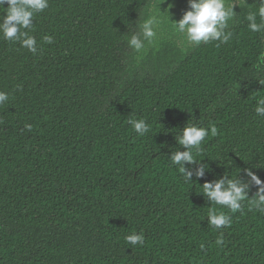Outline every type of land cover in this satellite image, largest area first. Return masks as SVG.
Returning a JSON list of instances; mask_svg holds the SVG:
<instances>
[{"label": "trees", "instance_id": "1", "mask_svg": "<svg viewBox=\"0 0 264 264\" xmlns=\"http://www.w3.org/2000/svg\"><path fill=\"white\" fill-rule=\"evenodd\" d=\"M153 1L49 0L26 30L35 54L0 37V264H264V212L200 193L245 168L264 181V32L245 19L259 0L234 6L219 47L154 38L136 52L127 41ZM140 118L143 137L128 124ZM186 123L218 129L196 157L208 171L187 183L168 159ZM211 207L230 226L211 227Z\"/></svg>", "mask_w": 264, "mask_h": 264}, {"label": "clouds", "instance_id": "2", "mask_svg": "<svg viewBox=\"0 0 264 264\" xmlns=\"http://www.w3.org/2000/svg\"><path fill=\"white\" fill-rule=\"evenodd\" d=\"M188 10L177 22H172L177 32L182 34L186 41L193 46L201 43L218 42L227 43L232 32L229 31L230 25L234 22L237 14L233 11L234 6L243 8L248 6L246 0H187ZM6 5V7H4ZM255 11H249L245 19L247 27L255 33L264 32V0H259ZM49 7V0H0V8L4 9V15H0V37L13 43H18L20 47L27 49L35 54L37 52V40L29 35L33 29V17L37 13H42ZM158 12L148 15L147 18L140 20L134 28V32L128 38V46L136 52L145 47L146 43H151L157 35L156 28L160 24ZM169 19V17H168ZM259 19V23L257 22ZM170 21V20H169ZM44 44H51L53 37L45 35ZM260 85L264 86V79L257 78ZM9 100V94L0 91V105ZM254 112L258 117H264V95L254 98ZM189 121V120H188ZM128 124L138 136L143 137L150 131L149 125L144 118L129 119ZM25 128L31 131L32 126L26 124ZM218 135L215 125L208 127L200 126L195 123H186L179 134L174 138L177 145L184 150L172 151L168 159L175 165L184 181L195 182L193 177L201 179L208 171V165L202 163L196 157L201 152L202 142L206 137ZM189 167H185V165ZM195 166V167H193ZM238 173V172H237ZM255 187V194L248 198L250 188ZM207 199L210 205H218L222 209L226 208L231 213L242 210V203L248 200L250 205L257 211L264 212V181H262L252 170L243 169V177L238 174L234 178L223 175L221 178L206 181L202 185L200 192ZM207 223L214 229L227 228L232 220L231 216L224 211H218L211 207L207 213ZM144 236L141 234H129L125 237L129 245H143ZM216 243L222 245L223 239H217ZM204 245H201L203 248Z\"/></svg>", "mask_w": 264, "mask_h": 264}, {"label": "rangeland", "instance_id": "3", "mask_svg": "<svg viewBox=\"0 0 264 264\" xmlns=\"http://www.w3.org/2000/svg\"><path fill=\"white\" fill-rule=\"evenodd\" d=\"M182 1V0H179ZM184 3L178 4L177 0H154L149 8V13H157L158 12V5L159 10L162 13H159V18L161 21V28H159V32L156 35V40L162 42L163 40H170V38L178 39L180 40V46L183 48L190 45L185 37L177 32L174 28V24L172 22H177L179 19L182 18L183 13L188 10V3L187 0H183ZM169 17V19H168ZM170 20V21H169ZM165 30L168 32L170 36L167 37V34H165ZM161 44V43H160ZM148 46L154 47V45L149 44ZM149 48V47H148ZM146 49V46H145ZM147 51V49H146Z\"/></svg>", "mask_w": 264, "mask_h": 264}]
</instances>
